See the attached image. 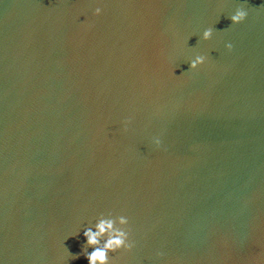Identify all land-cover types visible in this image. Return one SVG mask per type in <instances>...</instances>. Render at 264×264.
Returning a JSON list of instances; mask_svg holds the SVG:
<instances>
[{"label": "water", "instance_id": "water-1", "mask_svg": "<svg viewBox=\"0 0 264 264\" xmlns=\"http://www.w3.org/2000/svg\"><path fill=\"white\" fill-rule=\"evenodd\" d=\"M120 216L109 264H264V0H0V264Z\"/></svg>", "mask_w": 264, "mask_h": 264}, {"label": "clouds", "instance_id": "clouds-1", "mask_svg": "<svg viewBox=\"0 0 264 264\" xmlns=\"http://www.w3.org/2000/svg\"><path fill=\"white\" fill-rule=\"evenodd\" d=\"M100 8L95 10V14L99 15ZM247 17V12L243 6L238 7L233 15L229 17L233 25L242 23ZM212 37V30L208 29L203 32L202 39L207 41ZM231 50L232 45L226 46ZM205 57L197 56L190 62V70H196L198 66L203 65ZM128 220L124 216L116 219H100L95 225V230L88 228L84 231L86 239V248H92L91 253L83 254L88 260V264H109V253H115L121 249L130 250L131 245L128 243V233L125 230ZM103 240V243L101 241ZM78 259L79 256H73Z\"/></svg>", "mask_w": 264, "mask_h": 264}]
</instances>
